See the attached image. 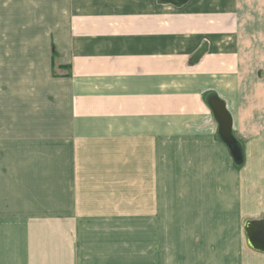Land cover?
<instances>
[{"label":"crops","instance_id":"obj_1","mask_svg":"<svg viewBox=\"0 0 264 264\" xmlns=\"http://www.w3.org/2000/svg\"><path fill=\"white\" fill-rule=\"evenodd\" d=\"M49 4L56 15L40 23L0 27V264H75L56 214L74 217L82 136L169 147V163L201 180L190 194L218 195L211 218L206 200L196 206L189 241L212 250L194 257L264 264L242 234L246 220L264 219V0ZM212 99L243 149L240 170ZM61 244L72 255L63 262Z\"/></svg>","mask_w":264,"mask_h":264},{"label":"rangeland","instance_id":"obj_2","mask_svg":"<svg viewBox=\"0 0 264 264\" xmlns=\"http://www.w3.org/2000/svg\"><path fill=\"white\" fill-rule=\"evenodd\" d=\"M49 1L55 2L0 0L1 29L8 27L10 18H18L17 26H23L32 25L36 17L40 23L49 13L56 15ZM185 119L172 116L168 122L180 123ZM218 138L221 140L219 134ZM81 140L82 145L74 148L79 155V162L74 163V217L62 211L56 214L72 236L75 264H205L194 256L201 250L212 249H203L200 243L189 240L198 236L192 234L197 221L194 217L198 216L196 206L206 200L207 216L211 218L210 208L218 195L210 187L204 193L190 194L201 180L184 176L175 164L169 163L165 156L169 147L142 146L140 142L146 141L133 136L109 140V145H90L92 139L84 136ZM231 164L235 170L243 166L235 161ZM53 247L50 243V254ZM67 253L68 249L61 244L58 259L63 262L65 254L72 256ZM205 261L238 263L216 258Z\"/></svg>","mask_w":264,"mask_h":264},{"label":"water","instance_id":"obj_3","mask_svg":"<svg viewBox=\"0 0 264 264\" xmlns=\"http://www.w3.org/2000/svg\"><path fill=\"white\" fill-rule=\"evenodd\" d=\"M209 105L218 121L219 137L228 147L233 160L238 164L243 163V150L232 134L230 117L223 103L212 99L209 100ZM244 232L248 245L254 250L264 253V219L246 220Z\"/></svg>","mask_w":264,"mask_h":264}]
</instances>
